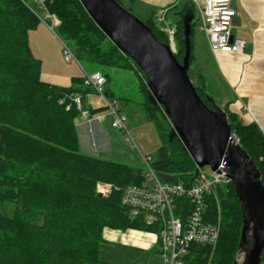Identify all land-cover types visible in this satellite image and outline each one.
Returning <instances> with one entry per match:
<instances>
[{"label": "trees", "instance_id": "16d2710c", "mask_svg": "<svg viewBox=\"0 0 264 264\" xmlns=\"http://www.w3.org/2000/svg\"><path fill=\"white\" fill-rule=\"evenodd\" d=\"M115 1L122 4V0ZM187 7H191L188 1L179 12V20L173 23L174 52L179 62L184 53L181 20ZM44 8L57 17V31L71 45L84 73L99 72L107 82L103 68L138 71L78 0H44ZM32 9L37 10L33 0H0V204L13 205L11 216L0 213V264H108L97 255L99 245L106 241L102 236L105 230L157 234L154 225L132 217L120 200L122 188L141 183L143 176L128 165L81 151L76 125L80 111L70 94L80 95L83 102L85 94L93 90L83 85V75L73 77L69 87L41 80L40 60L34 57L28 43L29 31L39 23L38 13ZM154 18L151 14L141 20L160 42L169 44L167 33ZM192 26L191 21L190 64ZM199 79L203 84L201 76ZM194 86L212 108L204 88ZM143 88L147 93L144 85ZM104 95L107 98L105 90ZM143 108L153 120L157 112L164 115L165 130L162 122L157 125L164 141H170L171 125L162 108L147 101ZM226 116L264 184L263 134L255 124H243L233 113L226 111ZM159 163L156 167L164 170L159 177L163 182L186 183L194 177L195 171L176 163L181 173L173 174L168 167L173 162L165 154ZM102 183H110L117 190L111 189L100 197L97 188ZM222 187H216V193ZM226 188L225 193L218 191L221 220L216 247L211 252L205 246H191L185 258L187 264H232L236 257L241 209L230 182ZM208 212L211 219L215 218L217 210L212 201Z\"/></svg>", "mask_w": 264, "mask_h": 264}, {"label": "water", "instance_id": "95a60500", "mask_svg": "<svg viewBox=\"0 0 264 264\" xmlns=\"http://www.w3.org/2000/svg\"><path fill=\"white\" fill-rule=\"evenodd\" d=\"M78 1L106 38L143 73L148 103L162 108L171 125L169 140L180 142L196 166L195 173L204 166L226 173L242 220L232 264H261L264 184L255 163L235 139L226 112L213 99L209 108L189 79L191 7L181 20L184 53L179 62L171 44L160 42L141 19L117 1Z\"/></svg>", "mask_w": 264, "mask_h": 264}, {"label": "rangeland", "instance_id": "374dc122", "mask_svg": "<svg viewBox=\"0 0 264 264\" xmlns=\"http://www.w3.org/2000/svg\"><path fill=\"white\" fill-rule=\"evenodd\" d=\"M187 1L188 0H178L177 8H182ZM121 5L124 8L129 9L132 14L142 20L147 18L150 13H147L145 9V7H148V3L142 1L139 2L138 0H135L130 3L129 0H122ZM174 12L176 11H173L172 9L169 10V13ZM192 12L193 31L191 34V40L193 57L188 70V76L192 84L203 87L205 94L215 100L216 104L223 109L225 104L217 98L212 82L210 83L212 78L211 75L213 74L215 76L218 83L214 80L213 81L218 87L226 91L225 99L230 98L229 88L226 86L225 82L222 79L217 78L215 74V61L213 60V55L210 53V46L207 42L208 40H206L204 32L200 29L202 22L198 9L193 7ZM38 14L43 17V12H38ZM56 20L59 23L57 17ZM159 26L165 29L169 27L166 22H159ZM40 28H43V32L40 31ZM28 43L32 54L40 60V65L44 70L55 75L74 73L73 76H81L84 74L82 66L76 58H72L69 62L64 61L62 53L63 45H66L71 51L72 49L71 45L58 33L56 26H53L52 29H50L49 26L40 20V23L29 32ZM102 70H104V73L108 76V81L105 86V91L107 92L106 99L108 101L116 99L120 112L126 117L125 125L128 133L133 137L134 141H127L126 137L128 134L113 125V121L116 118L106 106L105 100L99 95L90 94L88 95V98L90 99L88 101L85 100L86 104L91 107L101 106L102 108L101 112L99 111L100 113L96 115L92 114L93 116L90 118H78L76 121L80 133L81 143L79 144L81 151L107 161L128 165L129 167L139 170L143 178L148 170V167L143 160V156L150 157L149 164L159 177L160 173H163L164 170L157 168L156 165H160L159 161L161 160L162 154H165V157H169L170 161L173 162L168 166L173 174L179 175L181 173L178 168L176 169V164L184 166L187 170L192 169L191 171L194 172L196 166L194 163H191L192 160H189V155L182 151L180 142L176 138H173L171 141H164V137L160 135V130L157 124L162 122V126L165 130L167 122L163 117L164 115L162 116L157 112L156 118L153 120L143 108V103L147 101V93H145L143 88V85L146 87L143 73L139 69L136 71L131 68H103ZM140 75H142L143 79ZM199 76L202 77L203 84L200 81ZM109 92L111 94H109ZM101 114L104 115L102 120L97 117ZM84 124L87 127L85 130H82L83 133L80 127ZM97 125L101 131L103 130L101 133L103 140L96 137L95 134H92V132L96 130L95 127ZM235 139L238 142L239 139ZM187 158L190 163L187 162ZM202 170L207 174L210 173V167L208 166L202 167ZM102 185H104V183L100 184L97 188L100 197L105 193V190L101 187ZM112 189L117 190L114 186H112ZM219 189L224 193L227 191L226 185ZM219 189L217 190V193L215 191V197L211 199L216 205V210L217 206L220 209V199L218 196ZM12 211L13 205L11 203L4 202L0 204L1 214L11 216ZM141 235L144 237H141ZM102 236L106 241L99 245L97 255L101 260L108 264L162 263L161 258L157 254L158 245L155 243L157 237L156 234L142 230L126 229L124 231L105 230ZM240 258L241 255H238L237 259ZM261 264H264V255Z\"/></svg>", "mask_w": 264, "mask_h": 264}, {"label": "built area", "instance_id": "2783aa9c", "mask_svg": "<svg viewBox=\"0 0 264 264\" xmlns=\"http://www.w3.org/2000/svg\"><path fill=\"white\" fill-rule=\"evenodd\" d=\"M33 3L37 11L43 12L42 19L50 29L58 25L56 17L44 8V0H33ZM188 4L191 8L198 9L202 22L200 29L205 33L213 52L244 51L243 41L231 40L236 14L231 0H188ZM154 19L157 26L167 33L169 44L175 50L174 25L166 29L160 27L159 22H164L162 14L155 15ZM62 53L66 62L75 59L66 45H63ZM105 83V77L99 72L83 74V85L105 100L106 106L116 118L113 125L128 134L127 141L133 142L134 139L125 125L126 117L120 112L117 101H108L104 95ZM70 98L80 111V119L91 117L92 113L89 107L84 106L80 95L70 94ZM143 160L148 167L143 181L123 187L120 200L132 217H139L146 225L156 227L157 254L162 260L161 264H187L185 258L193 245L213 250L219 239L220 215L217 206V216L211 219L208 206L209 201L215 197L216 187L225 186L230 182L226 173L210 169L207 174L202 168H198L189 182H163L149 164L150 157L143 156ZM101 187L105 192L112 189L110 183H104Z\"/></svg>", "mask_w": 264, "mask_h": 264}, {"label": "crops", "instance_id": "0c3cea01", "mask_svg": "<svg viewBox=\"0 0 264 264\" xmlns=\"http://www.w3.org/2000/svg\"><path fill=\"white\" fill-rule=\"evenodd\" d=\"M129 1L132 3L135 0ZM138 1L148 3V7H145V9L147 13L150 12L149 15L162 14L163 23L166 22L168 26L171 24V27H173V23L179 20V12L185 5L182 8H177L178 0ZM231 6L236 12L231 30L232 39L243 41L245 43L244 51L241 53L213 52L209 47L215 61V74L217 78L222 79L226 86H228L230 98L225 99L226 91L218 87L215 83L217 80L213 74L211 75L213 79L211 78L210 83L212 82L217 98L224 102L225 106L223 110L225 112L235 114L243 124H255L264 136V0H231ZM170 9L176 12L169 13ZM36 12L40 11L36 10ZM38 18L39 23L40 20L43 21L42 16L38 15ZM40 31L43 32V28H40ZM40 72V78L43 82L62 87H69L72 84V78L77 77L73 76L74 73L55 75L44 70L41 65ZM90 94L94 95L95 93L92 91L86 93L83 104L85 107L95 109L92 114L96 115L101 112L102 107H91L86 104L85 100L88 101L90 99L88 98ZM109 94L111 93L109 92ZM92 114L91 117L93 116ZM97 117L102 120L104 115L101 114ZM85 124L80 127L81 131L87 127ZM95 129V132L93 131L92 134L103 140V136L101 135L103 130L101 131L98 125ZM77 130L79 142L81 143L78 127ZM141 237L144 236L141 235ZM155 243L158 245L157 237Z\"/></svg>", "mask_w": 264, "mask_h": 264}, {"label": "bare ground", "instance_id": "6f19581e", "mask_svg": "<svg viewBox=\"0 0 264 264\" xmlns=\"http://www.w3.org/2000/svg\"><path fill=\"white\" fill-rule=\"evenodd\" d=\"M142 104V103H141Z\"/></svg>", "mask_w": 264, "mask_h": 264}]
</instances>
